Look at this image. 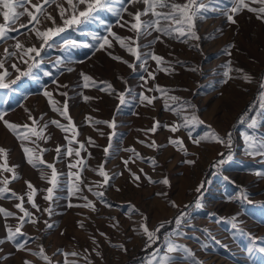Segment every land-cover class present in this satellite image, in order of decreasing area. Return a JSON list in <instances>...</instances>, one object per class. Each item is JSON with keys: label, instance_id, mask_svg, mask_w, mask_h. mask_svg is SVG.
Returning <instances> with one entry per match:
<instances>
[{"label": "rangeland", "instance_id": "obj_1", "mask_svg": "<svg viewBox=\"0 0 264 264\" xmlns=\"http://www.w3.org/2000/svg\"><path fill=\"white\" fill-rule=\"evenodd\" d=\"M35 2L36 0H33V3ZM204 2L208 3V0ZM211 7L216 10H209L204 13L205 18L196 20L199 41L189 39L184 42V38L174 40L161 36L163 42L157 41L151 48H141L142 52L151 50L164 58V62L159 66L155 61L149 60L147 71L140 61H136L137 67L133 70L123 62L114 60L103 50L96 51L95 48L86 47L62 49L60 45L64 38L94 43L90 36L81 35L70 29L63 34V38H56L57 43L54 47L42 53V63L38 68L33 69L32 76L21 78L18 85L11 89L0 90V101H3L0 103V111L7 112L5 118L16 124L27 123L32 126V122L28 119L30 113L38 121L35 125L37 129L53 119L67 126L68 119L53 111V105L49 101H56V107H60L61 110L66 103L68 115L77 132L76 141L83 143L85 147L81 150L79 158L73 154L72 157L63 158L55 166L58 172L67 173L69 162L74 163L77 159H83L86 164L82 170L72 169L78 172L84 181L83 184H78L82 192L69 198L66 185L55 191L51 202L53 210L51 215L36 212L31 205L25 204V207L39 217L38 223L35 226L25 223L22 232L27 235L17 237L15 242L5 241L0 245L2 249L0 257H7L0 259V264H23L25 260L32 261V264H45L30 252L18 251L16 242H27V247L33 251H38L39 246L42 245L46 254L52 258V264H63L64 257L57 252L58 249L81 253L79 257L67 258L69 261L77 260L78 264H85L83 259L85 255L89 256L93 264H124L135 252L143 250L139 264H144L149 253L163 245L164 237L169 232L164 234L152 248L145 250L147 238L143 234H138L142 217H147L146 223L149 229L154 230L158 222L176 212L179 215L182 211L189 214L186 222L181 226V230L187 235L175 236L173 240L191 249L200 264H253L254 260L255 264H261L259 256L253 257L247 253L249 238L244 233L258 238L264 245V176L255 174L257 171H264V158L246 154L242 138L244 132L264 138V109L261 108L258 94L257 103L250 116V118L257 117L258 127L248 129L247 123L250 118L242 123L237 119V115L251 100L259 82L264 80V76L260 75V70L264 67V22L245 10L235 17L236 24L230 23L222 14L223 10L230 7L229 0H212ZM137 8L142 9L143 5L129 6V10L133 12ZM22 10L18 9V11ZM47 11L57 16V24L61 23L55 5L48 7ZM149 18L142 17V19ZM101 19L113 25V31L121 37L134 35L127 29L115 26L117 18L110 13H101ZM124 19L130 18L125 14ZM27 22L26 15L19 20V23L27 24ZM0 23H3L2 17ZM49 26L50 23H45L42 27ZM88 31L103 35L104 26L95 23L89 26ZM10 35L16 36L26 47L33 44L39 47L40 42L26 29H21L20 33L11 32ZM157 35L159 33L153 32L151 36H143L139 43L146 45ZM14 42L13 39H7L0 43V58L4 56L5 48L9 51L13 50L11 46ZM196 44H199L200 50L193 46ZM229 45L234 47L229 49ZM109 51L130 63L135 59L115 40ZM227 51H231L230 56L226 54ZM14 60L15 58L5 62V67L12 73L9 79H14L18 75L10 66ZM229 60L233 69H242L244 73L251 75V82L240 78L241 73L233 71L230 75L236 78L229 80L227 84L222 83L223 72L226 70L223 65ZM17 63L22 70L27 67L23 63ZM69 68L72 71H68ZM193 68L197 70L192 71ZM161 69H169V71ZM45 72H50L51 75H45ZM148 72H154L155 80L148 79L145 87L141 77L147 78ZM81 73L91 76L97 82L95 86L90 83L88 88H84ZM109 83L114 92L102 90ZM155 85L166 89V93L162 95L158 91L146 90ZM44 90L49 91L51 97L44 96ZM120 92H125L123 104L118 99ZM141 92L156 97L152 105L140 101ZM84 96L91 99L85 101ZM171 96L179 97L180 100L172 101L169 99ZM183 101H190L196 105L197 114L204 123L194 128H181L177 133H172L164 125L182 123L181 117L170 109L178 107ZM165 103L169 105L168 109L165 108ZM97 120L114 123V127L104 123H94ZM155 121L160 122L157 131L146 132L145 130L150 129ZM209 126L222 137L231 133L233 141L231 149L216 142H202L199 145L192 143L189 139V131L192 132L193 137L198 138L209 131ZM71 135V130L65 133L49 123L44 129V136L51 139L36 140L32 137V140H36L35 144L31 141L23 143L33 148L36 155L40 154V149H49L43 153V159L53 163L56 146H65L67 144L65 136L71 137ZM176 136L183 138L188 155L168 143L169 137ZM89 138L92 143H89ZM153 140L157 145L164 147L157 149L147 147V143ZM140 141L145 143L142 144ZM79 143L74 141L71 147L78 148ZM0 147L7 150L8 164L18 166L16 172L20 178L9 186L17 193L23 194L27 190L25 181H30L38 189L34 196L36 204L41 209L48 207L49 202L44 199L47 193L44 190L50 184L41 178L40 168H33L26 162L21 141L2 121H0ZM105 148L109 149L107 154ZM128 148H134L141 158L138 159L132 152L125 151ZM229 151L232 159L219 169L215 167L207 176L210 162L221 159L220 153H225L227 156ZM130 157L128 168L141 175L139 187L133 182L122 162ZM153 158L156 161L155 166L151 163ZM185 160H193L195 163L189 165L184 163ZM2 162L3 157H0V163ZM101 164L113 178L109 185L102 188L94 187L90 192L84 185L102 182L103 178L98 175V171H94ZM140 169L152 177L153 181L167 177L169 185L149 183L140 173ZM43 171L50 178L51 170L44 167ZM4 175L10 174L4 173ZM225 177L228 179L225 180ZM201 182L203 188L198 194L196 188ZM242 190L247 193L246 201L237 202L235 199H229L238 197ZM95 191H102L103 201H107L111 207L106 206L101 201V197L95 196ZM157 193L167 195H157ZM198 195L202 198L203 207L200 209L191 207L190 210H186L185 205H188L191 199L195 200ZM81 196L91 200L96 210L78 206L85 203ZM69 199L73 207L68 206ZM170 201H174L178 207H173ZM17 202L15 198H0V206L20 215L14 207ZM132 206L138 211L132 212ZM233 216L237 217L240 228L244 230L243 233L233 230L227 222ZM113 217L115 220L111 219ZM221 218L224 222H216ZM45 221L53 227L49 229ZM79 221H83V228L80 227ZM116 221H119L118 225L112 227L111 225ZM5 223L15 228L17 219L10 217L5 221L0 215V238L6 236ZM134 226L137 231L132 230ZM204 229L208 231L205 232ZM100 233L106 235L101 236ZM93 237L96 243L93 242ZM118 245H123L126 251ZM85 249L88 251L85 252ZM93 249L99 251L102 257L97 256ZM173 255L179 257L182 253L177 252ZM176 264H181V261L177 260Z\"/></svg>", "mask_w": 264, "mask_h": 264}, {"label": "snow or ice", "instance_id": "obj_2", "mask_svg": "<svg viewBox=\"0 0 264 264\" xmlns=\"http://www.w3.org/2000/svg\"><path fill=\"white\" fill-rule=\"evenodd\" d=\"M230 7H227L223 10V15L227 18V20L236 24L237 20L235 17L247 10V12L255 15L256 19L264 22V0H229ZM212 0H208V3H205L204 0H183V2H178V0H36L33 3V0H0V17L3 19V23H0V43L6 41L7 39H13L15 42L11 46L13 50L9 51L8 48L4 49V56L0 58V90H8L17 86L23 77H29L33 74V69L38 68L42 63V53L47 49L52 48L56 45V38H63V34L67 33L70 29L79 32L81 35L90 36L94 43L87 42H78L76 40L71 39H63V43L60 47L64 50L68 48H76V47H86V48H95L96 51H105L109 56H111L114 60L121 61L124 64L128 65V67L135 70L137 67L136 61H140L141 65L144 67L145 71H147V64L149 60H153L159 66L162 62H164V58L155 54L154 51L142 52L141 48H151L157 41H161V36L168 37L174 40H180L184 38V42H187L189 39L191 40H200V36L196 31V20L198 18H205L204 13L207 11H215V8L211 7ZM143 5V8H137L134 12L129 10V6L135 7L136 5ZM55 5V9L57 15L60 20V24H57V16H54L51 12L47 11L48 7ZM67 5V7H65ZM30 6V8H29ZM18 9H23L22 11H18ZM31 9V10H30ZM107 12L115 16L116 24L120 28L127 29L129 32H132L133 36H124L121 37L116 32L113 31V25H109L105 20L101 19V13ZM125 14L130 19H124ZM28 17L27 24L19 23L21 17ZM142 17H150L149 19H142ZM45 23H50L51 26L43 28L42 26ZM99 23L104 26V34L101 35L99 33L88 31L90 25ZM31 25V27H29ZM21 29H26L28 33H31L35 36L36 40L39 41V47L33 44L30 47H26L24 43H22L16 36H11V32L20 33ZM153 32L159 33L153 40H150L148 44L141 45L139 40L143 36H151ZM25 34V33H21ZM113 40H115L119 46L125 49L131 56L135 59L132 63L127 60H123L120 56H114L112 52L109 51L113 47ZM163 42V41H161ZM200 50L199 44L193 45ZM234 45H229L228 48H232ZM227 55H231V51H227ZM15 58L14 62L11 63V68L18 73L14 79H9L12 76V73L8 71V68L5 67V62L7 60H12ZM23 63L27 67L25 69H21L18 66V63ZM223 67L226 69L223 72L224 79L222 83L227 84L229 80L234 79L230 75L233 71L237 73H241L242 79L245 81L251 82V75L244 73L242 69H233L231 66V61H227ZM164 71H169V69H161ZM192 71H196L197 69L193 68ZM68 71H72V69H68ZM45 75H51L50 72H45ZM83 78L84 88H88L90 83L95 86L97 83L93 80V78L89 75L81 73ZM144 80V86H147V80L152 79L155 80L154 72H148L147 78L141 77ZM55 83V81H54ZM66 87V86H65ZM261 91L258 93V99L261 102V108L264 109V80H262L259 84ZM104 91L114 92L112 85L107 84L106 88L102 89ZM148 92L158 91L162 95L166 93V89L162 88L159 85H155L153 88H146ZM128 91V90H126ZM61 95H67V93H60ZM43 95L46 97H51V93L47 90L43 91ZM83 99L85 101L91 99V97L84 96ZM118 99L121 104L125 102V92L118 93ZM139 99L142 103L146 102L147 105H152L153 101L156 99L155 96L145 95L143 92L139 94ZM172 101L180 100L179 97L171 96L169 97ZM3 101H0L2 103ZM53 105V111L59 113L62 117L68 119L69 124L66 126L61 123L59 120H50L45 123L39 129L35 125H37V119L29 113L28 119L32 122V126L25 123L23 125L16 124L8 121L5 117L7 115L6 111H0V121L9 129L12 133L16 135V138L21 141V147L25 154L26 162L32 166L33 168L41 169V178L48 181L50 186L44 191L47 193L44 196V199L49 202V206L41 209L38 204H36L34 200V196L36 195L38 189L30 182L25 181L26 191L23 194L17 193L13 190L9 185L15 180L19 179V175L16 172V165H9L7 162V150L3 147H0V157H3V162L0 163V198L4 199H12L15 198L18 202L14 204V207L18 210L20 215L17 213L9 211L8 209L0 206V215L7 220V218L15 217L17 219V225L15 228L5 223V232L6 236L4 238H0V245L4 244L5 241L15 242L17 241V237L25 236L26 233L22 232V228L25 223H31L32 225H36L38 223L39 217L35 215L32 211H30L25 204L31 205V208L35 209L36 212L47 213L48 215L52 214V206L51 202L54 199L55 191H58L62 186L66 185L68 197L71 198L74 195L82 192V189L78 186V184H83L84 181L81 179L78 172L72 171L74 168H80L86 166L85 161L83 159H77L74 163L69 162L68 172H58L55 166L56 163L60 162L65 157H72L73 154L75 157L79 158L81 156V150L84 149L85 145L83 143H79L76 141V129L75 125L71 121V117L68 115L67 104L65 103L63 106V110L60 107H56V101H49ZM253 105H250L249 108L252 109ZM165 108L168 109L169 105L165 103ZM29 111L28 109H25ZM171 111L175 112L178 116L181 117L182 123L176 124L173 123L171 125H164V127L168 128L172 133H177L181 128H194L195 126L201 125L204 123L203 120L200 119L197 114L196 105L192 104L190 101H183L176 108H171ZM248 117V112H245L240 117V122H244ZM43 117L41 116V119ZM55 125L56 127L63 130L67 133L71 130V137L65 136V140L67 144L65 146L57 145L55 148V159L53 163H48L43 159V153L49 151V149H40V154L36 155L35 150L33 148L25 146L23 142L31 141L33 144L36 143V140L39 139H51V137L44 136V129L48 127V124ZM96 124L104 123L108 124L109 127H114V123H110L108 121H94ZM259 120L256 116H252L247 123L248 129H256L258 127ZM160 126L159 121H155L153 126L150 129L145 130L146 132L155 133L157 128ZM32 137H35L36 140H32ZM242 138L245 144V152L248 155L253 157H261L264 158V138L257 137L255 134H250L249 132L242 133ZM189 139L193 144L199 145L202 142H216L224 145L226 148L231 149L232 146V136L231 133L226 134V136H220L215 130L211 129L209 126V131L205 132L203 135H200L198 138L193 137L192 132L189 131ZM79 143L78 148H73L71 145L73 142ZM89 143H92L91 138H89ZM140 143H145V141H140ZM168 143L175 146L177 150L183 151L185 155H188L187 148L184 146L183 138L176 136L175 138L169 137ZM149 148H161L163 145H157V143L153 140L146 145ZM107 154L109 149H104ZM125 151L132 152L138 159L141 158L140 154L135 151L134 148L125 149ZM221 159L215 162V167L219 169L222 165L232 159L231 152L225 156V153L219 154ZM129 159L123 160V164L125 168L129 171L130 176L133 182L139 187V182L141 180V175L133 172L130 168H128ZM134 162V161H133ZM153 166H155L156 161L153 158L151 160ZM184 163L192 165L195 163L193 160H185ZM51 170L50 178L46 172L43 171V168ZM98 175L102 177V182L97 181L94 185L85 184L84 187H87L88 191L92 192L94 187L102 188L105 185H109L111 179L113 177L109 176L108 172L105 170L104 165L101 164L97 170ZM141 174L148 180L149 183H161L164 185H169V180L165 177L159 181H153L152 177L148 176L144 173L143 169L139 170ZM4 173H9L10 175H4ZM258 176H264V171L255 172ZM228 178L225 177V180ZM203 188V182L196 188V192L201 193V189ZM94 195L97 197H101V201L105 203L106 206L111 207V204H108L107 201H103L104 193L102 191H95ZM157 195H167L166 193H157ZM81 199L85 201L82 205H78L80 207L89 208L92 211H95V204L88 200L86 196H81ZM230 200L235 199L237 202H243L247 200V193L243 190L238 197L229 198ZM249 203L251 201H248ZM173 207H178L174 201H170ZM69 207H73L74 205L71 203L69 199L68 203ZM187 207H194L196 209H200L203 207L202 198L200 195L196 197L191 205H185ZM132 212H137L134 206L131 207ZM189 214L186 211H182L174 217L175 228L169 232L164 237L163 245L160 247H156L152 250L151 253L145 258L144 264H176L177 260L181 261V264H200L198 260H196L194 253H192L191 249H189L186 245L177 244L173 237L175 236H185L187 233L181 230V226L186 222ZM115 220V218H111ZM147 217H142V221L139 224V232L138 234H143L146 236V243L144 245V249L147 250L152 248L157 241L160 240V236L158 233L162 228L165 227V224L160 223L154 230L149 229L147 223ZM170 221L169 223H171ZM216 222H224V219L221 218ZM233 230L240 231L243 233V229L240 228L239 222L236 216L231 217L227 221ZM80 227H84L83 221L78 222ZM119 221H116L115 224L111 225L112 227H116ZM46 226L51 229L53 227L52 224H48L45 221ZM133 231H137L134 226ZM204 231H208L204 229ZM248 235L249 238V246L246 248L247 253L250 256L256 257L259 256L261 260V264H264V245L261 244L260 240L249 233H244ZM101 236L106 235L105 233H100ZM93 242L96 243L95 237L92 238ZM214 239V237H213ZM118 247L124 249L123 245H118ZM16 249L18 251L30 252L32 255L39 257L45 264H52V258L46 254L44 247L39 246L38 251H33V249L27 247V242L20 243L16 242ZM2 250V249H0ZM126 251V249H124ZM85 252L88 250L85 249ZM96 252L97 256H101L102 254L96 249H93ZM57 252L64 257L63 264H78L77 260L69 261L67 258L69 256L79 257L81 253L76 251L66 252L63 249H58ZM180 252L181 256L177 257L173 255V253ZM0 259H7L6 256L0 257ZM85 264H93L89 256H83ZM23 264H32V261L25 260ZM255 264V260L253 261Z\"/></svg>", "mask_w": 264, "mask_h": 264}, {"label": "trees", "instance_id": "obj_3", "mask_svg": "<svg viewBox=\"0 0 264 264\" xmlns=\"http://www.w3.org/2000/svg\"><path fill=\"white\" fill-rule=\"evenodd\" d=\"M261 71V76H264V67L260 70ZM260 83V82H259ZM260 87H259V84L257 85V87H256V89H255V91H254V93H253V95H252V97H251V100L242 108V110L239 112V114L237 115V119H239V121H240V117H241V115L243 114V113H245V112H248V117L245 119V121H247L249 118H250V116L252 115V113H253V110H254V107H255V105H256V103H257V101H256V98H257V94L260 92ZM250 105H253V107H252V109H250L249 108V106ZM244 121V122H245ZM228 149V148H227ZM217 160H212L211 162H210V165H209V167L207 168V172H208V174H207V176L211 173V171H213L214 170V168H215V162H216ZM210 170V171H209ZM193 200H194V198L193 199H191L190 200V202H189V204L188 205H191L192 203H193ZM190 208L191 207H187V208H185L186 210H190ZM177 213V212H176ZM176 213H174V214H172L170 217H168L167 219H164V220H162V221H160V222H158L156 225L158 226L160 223H164L165 224V227L164 228H162L161 230H160V232L158 233V235L160 236V240H161V238L163 237V235L164 234H166V233H168V232H170L173 228H175V223H174V217H176ZM170 221H172L171 223H169ZM156 226V227H157ZM159 240V241H160ZM159 241H157V243L159 242ZM142 251L143 250H139V251H137V252H135L130 258H128L126 261H125V263L124 264H139V262L142 260V255H141V253H142Z\"/></svg>", "mask_w": 264, "mask_h": 264}]
</instances>
